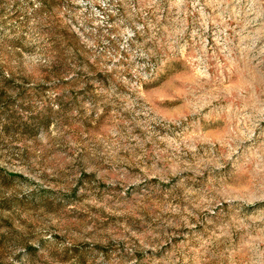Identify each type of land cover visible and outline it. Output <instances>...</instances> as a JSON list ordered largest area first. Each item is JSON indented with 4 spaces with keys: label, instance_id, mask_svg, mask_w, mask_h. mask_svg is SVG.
Returning <instances> with one entry per match:
<instances>
[{
    "label": "rangeland",
    "instance_id": "obj_1",
    "mask_svg": "<svg viewBox=\"0 0 264 264\" xmlns=\"http://www.w3.org/2000/svg\"><path fill=\"white\" fill-rule=\"evenodd\" d=\"M0 264H264V0H0Z\"/></svg>",
    "mask_w": 264,
    "mask_h": 264
}]
</instances>
